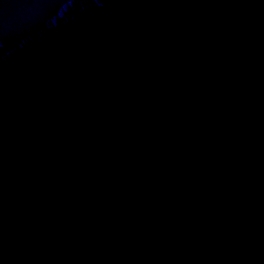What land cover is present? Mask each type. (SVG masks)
Instances as JSON below:
<instances>
[{"label": "water", "instance_id": "obj_1", "mask_svg": "<svg viewBox=\"0 0 264 264\" xmlns=\"http://www.w3.org/2000/svg\"><path fill=\"white\" fill-rule=\"evenodd\" d=\"M0 264H264V0H0Z\"/></svg>", "mask_w": 264, "mask_h": 264}]
</instances>
